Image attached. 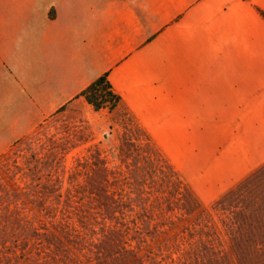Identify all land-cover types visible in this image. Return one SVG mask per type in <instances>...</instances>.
<instances>
[{
    "label": "rangeland",
    "instance_id": "rangeland-1",
    "mask_svg": "<svg viewBox=\"0 0 264 264\" xmlns=\"http://www.w3.org/2000/svg\"><path fill=\"white\" fill-rule=\"evenodd\" d=\"M204 95L147 129L69 104L16 140L0 264H264V90Z\"/></svg>",
    "mask_w": 264,
    "mask_h": 264
},
{
    "label": "crops",
    "instance_id": "crops-1",
    "mask_svg": "<svg viewBox=\"0 0 264 264\" xmlns=\"http://www.w3.org/2000/svg\"><path fill=\"white\" fill-rule=\"evenodd\" d=\"M262 13L264 0H0V156L69 104L144 129L173 120L176 96L225 88L236 106L238 89L264 90ZM103 73L112 112L77 96Z\"/></svg>",
    "mask_w": 264,
    "mask_h": 264
},
{
    "label": "trees",
    "instance_id": "trees-1",
    "mask_svg": "<svg viewBox=\"0 0 264 264\" xmlns=\"http://www.w3.org/2000/svg\"><path fill=\"white\" fill-rule=\"evenodd\" d=\"M50 14L53 15L52 12ZM262 16L264 17V13ZM77 96H82L94 111L107 110L112 112L120 102L119 95L113 91L109 83L107 73H103L94 79Z\"/></svg>",
    "mask_w": 264,
    "mask_h": 264
},
{
    "label": "bare ground",
    "instance_id": "bare-ground-1",
    "mask_svg": "<svg viewBox=\"0 0 264 264\" xmlns=\"http://www.w3.org/2000/svg\"><path fill=\"white\" fill-rule=\"evenodd\" d=\"M217 162H219V161H217ZM209 165V164H208ZM220 165V164H219ZM222 165V164H221ZM208 169V168H207ZM202 171V170H201ZM204 171V170H203ZM203 175V174H202ZM201 175V176H202ZM201 178H203V177H201ZM200 181V180H199ZM209 181V180H208ZM201 185V184H200ZM208 185V184H207ZM222 185V184H221ZM224 186V185H223ZM211 188V187H210ZM202 190V189H201Z\"/></svg>",
    "mask_w": 264,
    "mask_h": 264
}]
</instances>
